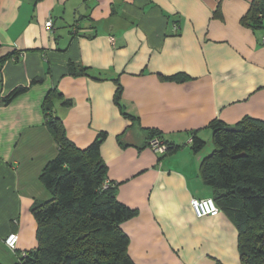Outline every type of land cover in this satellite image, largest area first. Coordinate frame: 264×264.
<instances>
[{
    "label": "crops",
    "instance_id": "obj_1",
    "mask_svg": "<svg viewBox=\"0 0 264 264\" xmlns=\"http://www.w3.org/2000/svg\"><path fill=\"white\" fill-rule=\"evenodd\" d=\"M252 2L0 0L2 264L38 245L31 208L51 196L39 176L58 154L44 113L54 89L53 110L78 147L107 133L109 180L138 211L122 224L136 264H241L232 220L223 211L197 217L191 207L212 189L199 175L205 153L188 141L192 131L211 141L215 119H264V27L243 22ZM83 66L86 74L73 73ZM18 86L28 89L5 103ZM118 87L133 119L115 103ZM148 129L184 146L162 157L146 145ZM13 232L15 251L5 243Z\"/></svg>",
    "mask_w": 264,
    "mask_h": 264
},
{
    "label": "trees",
    "instance_id": "obj_2",
    "mask_svg": "<svg viewBox=\"0 0 264 264\" xmlns=\"http://www.w3.org/2000/svg\"><path fill=\"white\" fill-rule=\"evenodd\" d=\"M243 22L256 29L264 27V0H253ZM7 57L0 59V66ZM78 70L73 73L86 74L88 68ZM176 78L184 80L185 76ZM27 89L18 86L3 101L10 103ZM121 96L122 88L118 87L115 103L124 116L133 119L124 111ZM55 97L61 94L56 89L49 91L44 113L58 154L39 176L51 196L33 204L38 245L20 252L16 264H136L122 224L138 211L118 199V183L109 180L101 155L107 133L100 132L86 148L78 147L53 110ZM63 104L70 106L72 100L65 99ZM210 128L215 147L210 153L204 152L199 175L212 189L209 198L237 229L241 264H264V119L246 116L234 125L215 119ZM147 134L148 147L156 138L167 146L162 157L184 146L166 140L157 130L148 129ZM207 142L198 131L190 132L188 144L196 154L203 153Z\"/></svg>",
    "mask_w": 264,
    "mask_h": 264
},
{
    "label": "built area",
    "instance_id": "obj_3",
    "mask_svg": "<svg viewBox=\"0 0 264 264\" xmlns=\"http://www.w3.org/2000/svg\"><path fill=\"white\" fill-rule=\"evenodd\" d=\"M45 26L48 29H51L53 27V21L52 19H48L45 22ZM180 26L177 25L175 29H179ZM112 41H114V38H111ZM151 148L156 151L158 154H163L165 150L167 149V146L163 144L159 139H153L150 141ZM109 181H106L108 183ZM191 207L197 217H204V216H215L220 213V209L217 206L216 202L212 198H197L193 197L191 199ZM19 240V235L17 232L10 233L5 238L6 245L11 250L17 249V244Z\"/></svg>",
    "mask_w": 264,
    "mask_h": 264
},
{
    "label": "rangeland",
    "instance_id": "obj_4",
    "mask_svg": "<svg viewBox=\"0 0 264 264\" xmlns=\"http://www.w3.org/2000/svg\"><path fill=\"white\" fill-rule=\"evenodd\" d=\"M214 145H213V143H212V141L210 142V141H208L207 142V145L205 146V148H204V150H203V152H208V153H210L211 151H213V149H214ZM154 151V150H153ZM155 153H156V151H154ZM237 230V229H236Z\"/></svg>",
    "mask_w": 264,
    "mask_h": 264
}]
</instances>
